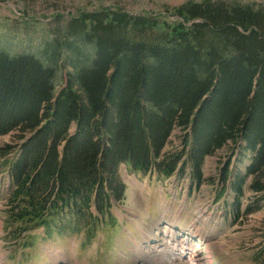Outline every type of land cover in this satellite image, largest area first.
<instances>
[{
	"label": "trees",
	"instance_id": "obj_1",
	"mask_svg": "<svg viewBox=\"0 0 264 264\" xmlns=\"http://www.w3.org/2000/svg\"><path fill=\"white\" fill-rule=\"evenodd\" d=\"M174 15L170 27L108 10L72 18V72L58 92L52 64L0 51V137L10 138L0 146L9 179L3 224L15 241L36 228L52 237L113 226L126 190L122 166L159 181L189 169L198 187L206 158L223 149L219 197L233 192L229 215L258 209L264 4L187 2ZM234 157L248 160L243 173L232 174ZM247 182L253 198L242 209Z\"/></svg>",
	"mask_w": 264,
	"mask_h": 264
},
{
	"label": "rangeland",
	"instance_id": "obj_2",
	"mask_svg": "<svg viewBox=\"0 0 264 264\" xmlns=\"http://www.w3.org/2000/svg\"><path fill=\"white\" fill-rule=\"evenodd\" d=\"M203 1L0 0V51L11 57L31 54L52 64L58 92L72 72L70 52L65 48L69 38L65 33L72 18L108 10L170 27L177 21L175 8ZM212 1L264 4V0ZM149 30L150 25L145 33L154 36ZM9 141L8 136L0 137V146ZM226 152L223 149L206 158L204 181L197 188L189 187L185 178L178 183L155 181L122 166L120 176L126 190L122 204L113 209L115 225L97 226L91 232L78 226L77 234L52 237H48L47 230L36 228L22 233L17 243L8 233L10 230H4L3 195L9 179L5 167L0 166V264H189L186 255L193 254L196 247L204 248L200 256L206 258L207 264H264L263 258H257L264 239V200L251 205L258 209L232 220L224 215V198L217 196L221 188L218 171L229 160ZM235 158L230 165L234 175L243 173L248 165L247 159L236 164ZM247 185L248 182L241 198L242 209L253 198ZM226 197L229 204L233 203V192L229 190ZM186 226V232L178 233ZM182 247L185 257L179 259ZM198 264H205V260Z\"/></svg>",
	"mask_w": 264,
	"mask_h": 264
},
{
	"label": "bare ground",
	"instance_id": "obj_3",
	"mask_svg": "<svg viewBox=\"0 0 264 264\" xmlns=\"http://www.w3.org/2000/svg\"><path fill=\"white\" fill-rule=\"evenodd\" d=\"M198 248L199 247H196V249L193 250V254L190 253L186 255L187 261L189 262V264H198L201 261V259L205 260V264H207L206 258L203 255L200 256V253H203V254L205 253L204 248H200V249ZM170 256H172V254H170ZM178 256L181 258L185 257V250H183V247L178 252Z\"/></svg>",
	"mask_w": 264,
	"mask_h": 264
}]
</instances>
